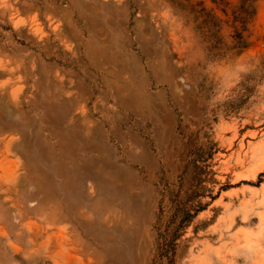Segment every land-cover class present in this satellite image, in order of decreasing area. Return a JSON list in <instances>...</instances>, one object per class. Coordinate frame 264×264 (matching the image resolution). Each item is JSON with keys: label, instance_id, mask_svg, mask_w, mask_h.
<instances>
[{"label": "rangeland", "instance_id": "obj_1", "mask_svg": "<svg viewBox=\"0 0 264 264\" xmlns=\"http://www.w3.org/2000/svg\"><path fill=\"white\" fill-rule=\"evenodd\" d=\"M207 138L176 264H264V0H0V264H151Z\"/></svg>", "mask_w": 264, "mask_h": 264}, {"label": "trees", "instance_id": "obj_2", "mask_svg": "<svg viewBox=\"0 0 264 264\" xmlns=\"http://www.w3.org/2000/svg\"><path fill=\"white\" fill-rule=\"evenodd\" d=\"M257 1L242 0L245 13L253 12ZM228 109L224 110L226 115L233 113L234 108ZM218 150L217 145L207 138L194 148V152H188V161L178 177V183L163 186L153 226L155 250L151 264H176L178 248L187 229L222 191L231 188L230 185L220 184L215 179L212 161ZM260 183L261 181L257 184ZM198 229L195 226L193 232L196 233Z\"/></svg>", "mask_w": 264, "mask_h": 264}]
</instances>
